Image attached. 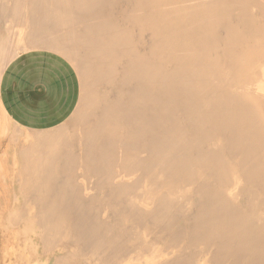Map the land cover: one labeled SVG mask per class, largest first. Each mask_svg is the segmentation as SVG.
<instances>
[{
  "label": "bare ground",
  "instance_id": "1",
  "mask_svg": "<svg viewBox=\"0 0 264 264\" xmlns=\"http://www.w3.org/2000/svg\"><path fill=\"white\" fill-rule=\"evenodd\" d=\"M27 48L84 108L0 151V264H264V0H0Z\"/></svg>",
  "mask_w": 264,
  "mask_h": 264
},
{
  "label": "crops",
  "instance_id": "2",
  "mask_svg": "<svg viewBox=\"0 0 264 264\" xmlns=\"http://www.w3.org/2000/svg\"><path fill=\"white\" fill-rule=\"evenodd\" d=\"M80 91L78 75L63 56L26 51L7 62L0 74V110L22 129L51 131L73 115Z\"/></svg>",
  "mask_w": 264,
  "mask_h": 264
},
{
  "label": "rangeland",
  "instance_id": "3",
  "mask_svg": "<svg viewBox=\"0 0 264 264\" xmlns=\"http://www.w3.org/2000/svg\"><path fill=\"white\" fill-rule=\"evenodd\" d=\"M31 50H46V49H39V48H33V49H31V48H27V49H25V50H22L19 54H21V53H23V52H26V51H31ZM18 54V55H19ZM65 58V57H64ZM66 59V58H65ZM68 60V59H67ZM11 61V60H10ZM69 61V60H68ZM9 62V61H8ZM69 63L73 66V68L75 69V71H76V73H77V75H78V78H79V81H80V85H81V79H80V74H79V72H78V68L73 64V63H71L70 61H69ZM81 88H82V86H80ZM114 93H115V91H113ZM82 99V89H81V91H80V97H79V100H78V104H77V107H76V109H75V111H74V113H73V115L63 124V125H61V126H59L58 128H55V129H53V130H51V131H54V130H56V129H59L60 127H62V126H65V125H69V124H67V123H70V125H69V127L71 126V124H73L74 122H76L77 121V119L79 118V114L81 115V113L83 112V108H82V106H83V101L81 100ZM78 109V110H77ZM82 111V112H81ZM79 112V113H78ZM81 112V113H80ZM77 113H78V115H77ZM77 116V117H76ZM74 117H75V120H74ZM22 130V131H21ZM51 131H46V132H51ZM23 132V133H22ZM35 134V133H38V132H30V131H27V130H25V129H22V128H20V127H18L17 125H15L12 121H10L9 119H7L4 115H3V113L1 112V110H0V151L2 150H4L5 149V147H6V144H7V141L6 140H9L10 139V136H11V139H13L14 141H15V136H16V143H14L13 145H21L23 142H25L24 140V135L26 136H29V135H31V134ZM42 133H44V132H42ZM7 135V138H5L4 136H6ZM14 135V136H13ZM23 135V136H22ZM13 136V137H12ZM26 136V137H27ZM25 137V138H26ZM24 139V140H23ZM13 140H11L12 142H14ZM22 141V142H21ZM33 142V141H32ZM53 143H55L54 141H52ZM52 142H47V143H52ZM21 143V144H20ZM25 144H29V142L28 143H25ZM2 148V149H1ZM14 148V147H13ZM1 151V152H2ZM0 152V153H1ZM77 153V152H76ZM79 154V153H78ZM76 155V156H75ZM75 157H79L80 158V154H79V156H77V154H74V158ZM76 158V159H77ZM77 160H79V159H77ZM69 174H71V173H69ZM78 174H80L79 172L77 173V171H75L74 173H73V175H78ZM72 175V174H71ZM106 191H112L110 188H108V189H105ZM105 190H103V191H105Z\"/></svg>",
  "mask_w": 264,
  "mask_h": 264
}]
</instances>
